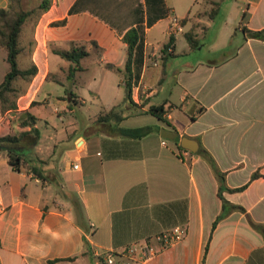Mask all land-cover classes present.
<instances>
[{"label":"crops","instance_id":"1","mask_svg":"<svg viewBox=\"0 0 264 264\" xmlns=\"http://www.w3.org/2000/svg\"><path fill=\"white\" fill-rule=\"evenodd\" d=\"M231 1L234 30L230 41L222 49L213 44V54L222 57L199 59L177 71L176 84L183 90L182 117L170 114L174 106L164 102L165 117L173 128L161 123L152 127L154 132L139 142V158L105 160L104 141L115 138L85 130L75 149L55 162L51 156L46 158L44 150L36 152L39 140L33 152L45 162L46 180H40L24 167L15 171L6 147H0V184L7 207L0 215V264H104L100 255L122 253L177 226L187 227V238L160 251L147 264H264V234L252 226L264 227V41L247 38L242 30H264V0ZM28 2L35 3L30 10L44 2L47 6L26 22L20 38V56L26 63L20 68L36 66L38 73L14 81L9 100L15 107L0 115L3 130L8 117L17 121V115L25 111L34 115L36 108L50 103L72 105L67 90L39 100L47 83L65 87L59 73L71 66L68 61L58 63V74L53 72L51 54L59 56L57 50L85 46L90 53L87 59L118 72L125 69L128 59L122 39L132 28L140 34L133 100L147 113L144 105L157 90L146 86L144 78L150 63L165 67L170 60L163 64L164 50L174 38L169 33L172 19H188L180 36L196 24L209 27L213 23L206 25L195 17L198 0ZM8 5L9 0H0V9ZM178 38H174L175 56ZM118 73L123 79L117 92L125 86L123 73ZM78 100L84 104L79 96ZM114 101L115 97L107 107L114 106ZM188 110L193 113L189 115ZM162 128L179 134L178 148L180 138L189 137L212 155L225 174L222 195L227 205L219 196L220 182L210 164L199 151L189 152L182 160L183 151L176 153L168 143L162 144ZM67 140H71L68 132L58 141ZM75 164L79 169L73 168ZM14 177L20 186L13 183ZM30 179L37 185H29ZM78 202L82 218L76 211Z\"/></svg>","mask_w":264,"mask_h":264},{"label":"rangeland","instance_id":"2","mask_svg":"<svg viewBox=\"0 0 264 264\" xmlns=\"http://www.w3.org/2000/svg\"><path fill=\"white\" fill-rule=\"evenodd\" d=\"M221 3L220 13L216 16L211 26H203V24H196L193 27L192 32L197 33L199 39V47L193 49L190 47L184 36H179L176 52L177 55L174 58H170L167 65L164 67L162 64L155 66L150 63L149 72L144 78L146 86H150L157 90L154 97H152L144 107L150 108L151 106H160L164 102L168 101L169 105L174 106V110L170 114H174L177 119H181L182 115L179 110L182 108L183 103L181 97L183 90L176 84L177 71L182 70L188 63H194L197 60H209L219 59L222 55L213 54V44L221 46L228 44L230 36L234 30V20L230 16L231 0H198V10L195 13L196 18L204 20V23L208 25V14L213 9L214 4ZM35 3H30L28 0H22L16 5L15 12L28 11L34 8ZM38 15L31 16L36 18ZM189 31L190 29L187 28ZM186 30V31H187ZM163 41H161L163 44ZM159 43V46L163 47ZM51 68L53 72L57 73L56 65L67 64L63 58L51 54ZM18 63L20 67H24L26 64L24 56L18 57ZM69 64V63H68ZM83 71H78L75 77L70 76L69 69H64V72L59 73V79L64 82L65 87L55 83H47L39 94V100L43 101L44 97L56 96L57 94H64L67 90L68 93L74 92L78 95L83 105L72 104L66 108L55 103H50L36 108L34 115L38 117L37 129L40 132V143L36 149L37 153H40L41 149L45 151L46 158H50L55 162L62 160L64 153H71L75 149L77 140L85 133L87 128L91 127L97 117L103 110L107 108L111 100L114 99V106L120 110L127 119L122 122L123 128H142V127H154L160 123L165 127H172L170 123L160 121L157 117L143 113L142 107L132 106L127 101V89L125 86H121L118 92L116 91L117 85L123 79L116 71H111L105 66H100L92 58L84 59L81 62ZM71 65V64H70ZM10 70V66L7 62V51L0 46V85L4 82L5 76ZM162 83L159 82L162 80ZM12 95L9 96V99ZM0 112L3 113V104L0 99ZM192 110H188V114L191 115ZM22 115H17L16 119ZM18 121V120H17ZM11 118H7L5 122L6 130L4 126L0 127V137L9 134H18L23 129L20 127V123ZM160 121V122H159ZM173 128V127H172ZM71 134V140L65 142H59L61 135ZM103 136L102 133H100ZM148 137V136H147ZM96 139V138H94ZM169 149L176 153L180 150L177 146L178 140H167ZM96 141V140H94ZM94 145V144H93ZM35 159V156L32 157ZM17 176V175H15ZM48 176L52 179L54 176L49 173ZM13 183H17L20 186L17 177L13 178ZM29 185H37L35 179L28 180ZM40 187L42 185L40 184ZM56 188L51 189V193L54 194Z\"/></svg>","mask_w":264,"mask_h":264},{"label":"trees","instance_id":"3","mask_svg":"<svg viewBox=\"0 0 264 264\" xmlns=\"http://www.w3.org/2000/svg\"><path fill=\"white\" fill-rule=\"evenodd\" d=\"M22 0H9V5L5 9H0V46L7 51V62L10 66V70L5 76L4 82L0 85V99L3 104V111H7L15 107L13 103L10 102L9 96L14 92L13 83L19 78L28 79L35 76L38 73V68L32 66L29 69H22L18 63V57L21 54L20 38L23 31V27L26 22L31 18L32 15L39 13L42 10H46L47 6L44 2L38 9H33L29 11H18L15 12L16 5ZM213 9L208 14L209 21H214L216 16L220 13L221 3L214 4ZM188 19L181 21L182 25L185 26ZM193 29L185 33V38L189 43L190 47L196 49L199 47V39L192 32ZM246 34L247 38L259 39L264 41V30L263 31H252L247 28L242 29ZM122 41L126 44L128 50V59L124 70L117 69L118 72L123 73L125 79V87L127 89V101L132 105L136 106L133 100V81L135 76V64H137V55L140 49V34L138 29H130L123 37ZM174 38H171L169 44L164 50L163 64H166L168 59L174 58ZM95 48H98L97 43L94 42ZM172 49L171 53L167 51ZM56 54L61 56L64 60L68 61L70 66V76L75 77L76 72L83 71L82 60L88 58L90 53L86 50L85 46L74 47L71 50H57ZM138 63V66H141ZM71 103L75 105H80L81 102L78 100V96L73 92L70 93ZM166 104L160 106H151L147 114H151L157 117L160 121L168 122L165 117L167 114ZM127 119L120 110L115 106L107 107L100 114L97 115L93 125L87 129L91 134L105 133L115 139H107L104 141V159L105 160H116V159H136L140 157L139 152V142L151 135L154 132L152 127H142V128H123L121 127L122 122ZM20 127L24 129L18 134H8L0 137V147H6L9 158V164L15 171H20L24 167L29 173L33 174L34 178L40 180H46L44 174L43 164L37 157L33 159L34 148L40 140V132L36 128L37 118L31 114L29 111H25L21 117L18 118ZM30 128V130H26ZM119 139L120 141H117ZM180 151H184L179 146ZM199 154L210 164L214 169L215 173L220 182L219 196L225 201L222 191L224 188L225 174L218 170L216 161L212 155L201 148ZM258 175H254L256 178ZM227 189L230 192H235L242 190ZM228 203L225 201V205ZM172 203L169 206H174ZM233 209L243 210L241 207L232 206ZM76 211L80 218L83 217V212L81 209L80 202L76 205ZM224 214L219 216L214 223L213 229L216 228L217 224L224 218ZM252 226L264 234V227L253 224ZM73 259V258H72ZM70 259V260H72ZM63 259H58L56 262L62 261ZM103 262V259L100 258Z\"/></svg>","mask_w":264,"mask_h":264},{"label":"built area","instance_id":"4","mask_svg":"<svg viewBox=\"0 0 264 264\" xmlns=\"http://www.w3.org/2000/svg\"><path fill=\"white\" fill-rule=\"evenodd\" d=\"M169 33L171 37H178L184 33V27L181 21L177 18H173L169 27ZM172 49L168 50L171 53ZM0 115L2 113L0 112ZM166 146L167 142L164 139L163 143ZM189 155L188 151H183L181 159L185 160ZM74 169H79V165L75 164ZM7 211V207L3 202L2 188L0 184V215ZM188 236V229L184 226H177L170 229L150 241L144 243H136L128 247L122 253L107 252L100 257L103 259L104 264H147L155 259L159 252L166 250L178 243L183 242Z\"/></svg>","mask_w":264,"mask_h":264},{"label":"water","instance_id":"5","mask_svg":"<svg viewBox=\"0 0 264 264\" xmlns=\"http://www.w3.org/2000/svg\"><path fill=\"white\" fill-rule=\"evenodd\" d=\"M161 137L173 141L179 138V134L168 128H162ZM180 147L185 151L198 153L200 144L198 143V141L189 137H182L180 138Z\"/></svg>","mask_w":264,"mask_h":264}]
</instances>
